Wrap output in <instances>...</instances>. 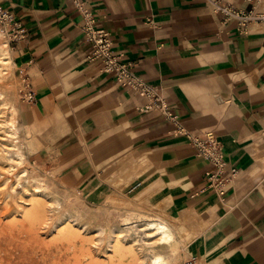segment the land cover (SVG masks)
<instances>
[{"label": "crops", "instance_id": "crops-1", "mask_svg": "<svg viewBox=\"0 0 264 264\" xmlns=\"http://www.w3.org/2000/svg\"><path fill=\"white\" fill-rule=\"evenodd\" d=\"M223 1L264 10V0ZM84 3L110 32L120 61L159 91L172 116L102 71L74 0H0L25 32L12 40L10 53L36 94L21 105L20 118L39 150L60 158L61 177L82 186L95 172L85 143L125 135L127 170L134 143L140 164L159 173L141 183L153 190L161 184L158 200L169 193L188 217L187 252L195 262L264 264V28L253 24L241 33L207 0ZM209 131L239 170L225 198L205 189L211 166L186 134Z\"/></svg>", "mask_w": 264, "mask_h": 264}, {"label": "rangeland", "instance_id": "rangeland-1", "mask_svg": "<svg viewBox=\"0 0 264 264\" xmlns=\"http://www.w3.org/2000/svg\"><path fill=\"white\" fill-rule=\"evenodd\" d=\"M0 29V43L8 40L11 52L12 30L1 22ZM20 87L14 65L0 75V264H119L122 250L118 246L124 243L127 264H150L153 252L170 258L171 264L203 262H195L187 252L193 231L180 208L172 200L163 201L170 194L160 202L161 191L156 190L161 184L153 190L150 183H141L147 177L148 181L155 175L159 177V173L157 166L140 164L142 152L134 143L131 168L127 170L125 135L115 133L100 141L89 139L85 152L95 172L88 174L89 180L82 186L69 184L61 177L64 172L60 158L39 150L36 135L23 126ZM10 106L18 109L20 127L16 138L8 134ZM15 140L24 160L11 165L9 154ZM130 215L165 217L178 240L176 254L172 255L168 246L156 244L154 250L145 246L141 229L124 231L121 240L116 237L110 243L113 231L126 229ZM131 243L137 246L135 258L128 250Z\"/></svg>", "mask_w": 264, "mask_h": 264}, {"label": "built area", "instance_id": "built-area-1", "mask_svg": "<svg viewBox=\"0 0 264 264\" xmlns=\"http://www.w3.org/2000/svg\"><path fill=\"white\" fill-rule=\"evenodd\" d=\"M83 15L82 33L84 38L92 46V59L101 63L102 71L110 74L115 80L126 87L131 88L136 94L149 98V107L157 106L162 109L166 116H172L167 100L161 96L159 91L136 75L129 64L120 61V55L114 49L110 32L97 26L92 11L85 7L84 0H74ZM214 13L221 16L223 21L236 20L241 33L251 32L253 24L264 28V10L253 5L249 10H240L227 4L223 0H207ZM0 22L3 26H9L13 36L11 40L25 35L21 30L13 13L0 6ZM20 96L24 102L32 103L36 100V94L27 74L20 75ZM174 121H176L173 118ZM197 154L207 160L211 168L206 172V190H213L216 194L225 198L228 191L238 175V167L230 165L227 160L223 143L218 136L212 132L199 135L188 134Z\"/></svg>", "mask_w": 264, "mask_h": 264}, {"label": "bare ground", "instance_id": "bare-ground-1", "mask_svg": "<svg viewBox=\"0 0 264 264\" xmlns=\"http://www.w3.org/2000/svg\"><path fill=\"white\" fill-rule=\"evenodd\" d=\"M0 36H3V32L1 31V29H0ZM0 62H1V64H0V75H3L4 73H6L7 70L11 69L13 66L12 55L10 53V45H9L8 40H4L2 43H0ZM7 109H8V107H7ZM17 113H18L17 107L10 106V114H11L10 115V121L7 123H8V127H9L8 134L12 138H16L18 136L17 134H18V130L20 127V125L18 123ZM25 127L28 128V126H25ZM17 142H18V140L14 141V143L12 145V148H14V150L11 151V153L9 154V159L11 161V163H10L11 165L13 162L20 163L24 160V154L21 150V147H19L17 145ZM6 157H8V156H6ZM163 201H170V197L165 198V200H163ZM125 224L127 225L126 229L118 228L115 231H113V233L111 235L110 243H112L113 241H116L115 240L116 237H118L117 240H121L120 238H121L122 233L124 231H132V230L137 231V230L141 229L145 233V237H146L145 239H143L145 246L148 245L147 247H150L151 250H154V246L156 244L159 246H168V247H170V249L172 251V255L176 254L178 240L176 238V234H175V231H174L172 225L170 224V222L165 217L157 216L154 218H148L147 216H142V215L136 216V217L134 215L133 216L130 215L126 218ZM133 241L134 242L136 241L135 238H133ZM126 244L124 243V244H121L118 246L120 248V250H122V251H120L121 253H120V263L119 264H127L126 262H124V261H126L125 258H127V253H125L123 250V249H127ZM136 248H137V246H135V243H131L128 246V250L130 252V255L133 258L136 257ZM170 262H171L170 258L166 257L162 253L153 252V256H152V260H151L150 264H171Z\"/></svg>", "mask_w": 264, "mask_h": 264}]
</instances>
